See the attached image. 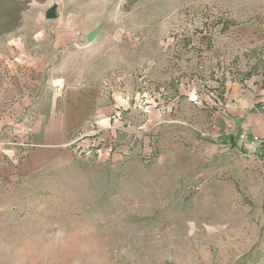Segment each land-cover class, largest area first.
Returning a JSON list of instances; mask_svg holds the SVG:
<instances>
[{"label":"rangeland","instance_id":"rangeland-1","mask_svg":"<svg viewBox=\"0 0 264 264\" xmlns=\"http://www.w3.org/2000/svg\"><path fill=\"white\" fill-rule=\"evenodd\" d=\"M22 38L121 115L0 188V264H264V169L212 134L225 88L264 78V0H0V48Z\"/></svg>","mask_w":264,"mask_h":264},{"label":"crops","instance_id":"crops-1","mask_svg":"<svg viewBox=\"0 0 264 264\" xmlns=\"http://www.w3.org/2000/svg\"><path fill=\"white\" fill-rule=\"evenodd\" d=\"M64 36L63 41L70 42L72 30ZM24 41L0 48V188L71 163V143L78 135L94 120L107 119L121 109L115 84L63 78L56 74L49 51ZM56 86L63 91L53 92ZM23 88L30 92L26 99L19 94ZM222 98L212 113L213 137L232 141L263 170L264 78L246 87L229 86ZM158 104L160 112L153 103L150 113L161 115L163 100ZM132 107L128 104V113L135 110Z\"/></svg>","mask_w":264,"mask_h":264},{"label":"built area","instance_id":"built-area-1","mask_svg":"<svg viewBox=\"0 0 264 264\" xmlns=\"http://www.w3.org/2000/svg\"><path fill=\"white\" fill-rule=\"evenodd\" d=\"M83 87V86H82ZM63 91V87L62 86H56L53 88V92L55 93H61ZM120 115H121V109L120 108H117L116 110V113L111 116L113 121L117 122L120 120ZM106 120L103 119L100 122L103 123L105 122ZM108 121H109V118H108ZM95 122L89 124L88 126H91V129L90 130H86L85 132L81 133L78 135V137L71 143V147L73 148V150L76 152H86L87 154L86 155H90V153L87 151V148L85 146L86 144V138H89V137H94L96 134H97V131L95 130L96 129V126L93 125ZM30 130H27L26 133H28Z\"/></svg>","mask_w":264,"mask_h":264},{"label":"water","instance_id":"water-1","mask_svg":"<svg viewBox=\"0 0 264 264\" xmlns=\"http://www.w3.org/2000/svg\"><path fill=\"white\" fill-rule=\"evenodd\" d=\"M46 20H54L56 19L57 15H56V11L55 8H50L45 12L44 15ZM101 31V26H96L91 32H89L86 36H85V41L87 44H92L98 37L99 33Z\"/></svg>","mask_w":264,"mask_h":264},{"label":"trees","instance_id":"trees-1","mask_svg":"<svg viewBox=\"0 0 264 264\" xmlns=\"http://www.w3.org/2000/svg\"><path fill=\"white\" fill-rule=\"evenodd\" d=\"M234 147H235V145H234Z\"/></svg>","mask_w":264,"mask_h":264}]
</instances>
